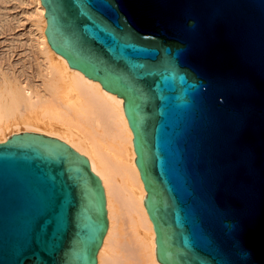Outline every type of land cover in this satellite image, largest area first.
Instances as JSON below:
<instances>
[{
  "label": "water",
  "instance_id": "obj_1",
  "mask_svg": "<svg viewBox=\"0 0 264 264\" xmlns=\"http://www.w3.org/2000/svg\"><path fill=\"white\" fill-rule=\"evenodd\" d=\"M50 47L123 98L162 264H264V0H40ZM87 159L0 143V264H96Z\"/></svg>",
  "mask_w": 264,
  "mask_h": 264
},
{
  "label": "bare ground",
  "instance_id": "obj_2",
  "mask_svg": "<svg viewBox=\"0 0 264 264\" xmlns=\"http://www.w3.org/2000/svg\"><path fill=\"white\" fill-rule=\"evenodd\" d=\"M44 13L40 0H0V32L19 23L24 35L0 39V143L38 133L84 156L105 201L107 228L96 264H162L123 98L69 67L50 47ZM16 49L23 53L18 59L12 57Z\"/></svg>",
  "mask_w": 264,
  "mask_h": 264
},
{
  "label": "rangeland",
  "instance_id": "obj_3",
  "mask_svg": "<svg viewBox=\"0 0 264 264\" xmlns=\"http://www.w3.org/2000/svg\"><path fill=\"white\" fill-rule=\"evenodd\" d=\"M7 6H10V5L7 4ZM17 10H19V9H16L15 11H17ZM7 30L4 33L0 32V39L1 40H4L6 38H10V37L11 38H13V37H15V38L22 37V38H24L23 37L24 35H22L23 34V28L21 27V25L19 23H15V25L13 26V29H11V30L7 29ZM22 56H23V53L20 51V49H16L15 52L13 53V55H12V57L14 59H18L19 57H22ZM27 59L28 58H24V59H22V61L23 62L27 61ZM31 63H32V68L35 69L34 62L32 61V59H31Z\"/></svg>",
  "mask_w": 264,
  "mask_h": 264
}]
</instances>
